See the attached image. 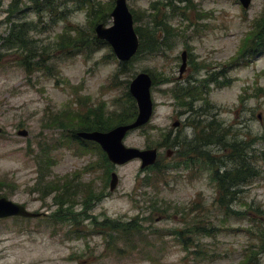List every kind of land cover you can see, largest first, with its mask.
<instances>
[{"label":"rangeland","instance_id":"1","mask_svg":"<svg viewBox=\"0 0 264 264\" xmlns=\"http://www.w3.org/2000/svg\"><path fill=\"white\" fill-rule=\"evenodd\" d=\"M94 2L110 8L104 24L111 26L116 0ZM12 4L0 0V198L50 216L60 213L62 199L66 213L61 220L1 219L0 264H246L250 257L249 264H264V45L243 46L255 24H264V0H252L248 9L238 0H128L135 27L154 31L162 47L152 52L147 42L128 63L109 44L96 47L88 5L56 0L57 11L48 6L40 13L30 0L16 9ZM65 35L76 40L64 52L58 44ZM17 38L28 40L25 48L13 44ZM29 48L33 63L47 59L32 74L23 66ZM184 51L188 69L180 80ZM142 72L160 82L152 90L155 114L125 145L157 148L160 167L109 161L107 175L93 142L73 136L83 131V121L128 107L130 84ZM189 85L204 91L194 111L172 95L176 86ZM213 119L223 140L202 150L220 160L232 147L244 148L258 173L239 186L231 204L241 215L227 217L211 171L202 164L187 168L181 157L202 144L196 143ZM66 179L74 181L71 192H41ZM91 192L96 198L84 205ZM117 223H136L142 231L121 234L114 231Z\"/></svg>","mask_w":264,"mask_h":264},{"label":"trees","instance_id":"2","mask_svg":"<svg viewBox=\"0 0 264 264\" xmlns=\"http://www.w3.org/2000/svg\"><path fill=\"white\" fill-rule=\"evenodd\" d=\"M13 1L14 4H12V8L16 9L19 8L23 0H13ZM30 1L34 2V4L36 5V9L40 13L45 9V7L48 6L51 7L50 10L52 12L57 11L56 9L53 8V4L54 2H56V0H30ZM73 1H77L78 4L83 7L88 5L89 15L90 17H93L94 25L95 24L97 25L98 23H105L109 19L108 13L110 12V8L107 11H105L104 8L101 6V4L97 7L94 0H73ZM169 5H170V1H169ZM171 5L173 6V4ZM63 15L59 17H63ZM134 20L135 22L137 21L136 16H134ZM158 25L166 27L167 24L158 23ZM255 25L257 26L255 27L254 31L251 32L250 34L251 36L243 44L244 51L252 49L256 43H258L257 46L264 45V24L258 22ZM166 28H168L171 31L169 27ZM145 29H147V31ZM136 32L139 35L141 42L138 53H141L143 50H145L147 42L150 43L151 46L150 50L152 52L159 51L162 48L160 42L161 40L157 38V34H155L154 31L148 29L147 27H142V28L138 27L136 28ZM75 40L76 39L73 38L72 36L70 37H67L66 35L62 36L60 38L58 46L64 52L70 51V49L73 46H75ZM19 41L21 42V44H24L22 48H25L28 40L27 39L22 40L20 38H17V41L13 44L14 45L18 44ZM94 41L96 42V47L99 45L101 46L107 44L104 41L98 40L97 37L94 39ZM33 51L34 50L29 48L28 56L23 62V66L25 67L26 71L29 74H32L34 72L35 67L39 69H42L43 67L45 68V64L43 63L47 61V59H43L42 56L44 55H42L38 62L33 63L34 61L33 58H35ZM47 51H49V48H46V52ZM212 81L213 80L210 79L209 81H206L204 84H208ZM159 84L160 82H158L157 79L154 78L153 87L158 86ZM196 88L197 87L190 85L187 88H179L178 86H176L172 90L173 98L180 107L189 109L190 111H194V107L197 100L199 99V97H202V95H204V91L201 90L200 92H198L196 91ZM127 96H128L129 106L125 107V109H123L122 112L113 114L107 118H105L102 114V116L101 115L97 116L98 118L95 119V121H90L89 119L87 121H83L82 130L84 131L98 130L102 132H107L117 126L130 124L134 122L138 115V107L132 95L128 93ZM215 125H216L215 120L214 119L211 120L207 124V128L209 130L208 134L204 132L206 138L205 137L204 138L202 137L201 139L199 138L196 143L198 144L202 142V144L199 146L197 145L192 146L191 148H189V150L187 149L186 146L187 150L184 151L181 157L183 158V162L186 164L187 168H189L190 166L192 167L195 165L202 164L204 166L202 168L211 171L210 172L211 180L218 184L220 190L221 197L219 199V204L221 205V207H223L227 217L232 214L241 215L240 213H235L232 211L231 204L234 201H236L237 195L240 193V190H238L239 186L250 183L253 179L257 177L258 173L257 171H255V168L251 166L250 160L252 159V156H250V154L246 150H244V148H240L239 146H234L232 147V152L226 155L225 157H221L220 160L213 159V156H211V154L208 153V151L202 150V148L207 147L213 143L219 144V142L223 140L224 136H221L217 133L218 129L214 127ZM73 138L76 140L77 139L80 140L76 134L73 136ZM93 144L103 154L102 158L104 160L105 166L107 167V175H108L109 174L108 157L98 144L96 143ZM261 157L264 159V153L263 156ZM159 161L160 160H158L155 166L149 167L148 169L149 170L158 169L160 167ZM229 162L235 164L234 169L228 168ZM179 165L180 164H177L176 167H179ZM149 182H150V178H148V180L146 181V183H148L147 185H149ZM71 186H74V181L66 179L64 180V182L62 181L51 182L48 187H55L56 192L58 193L61 192L62 190L64 193H69L71 192L70 190ZM62 187H64V189ZM45 191L47 192V190ZM41 192L45 193L43 190H41ZM95 198L96 196L94 195L93 192H91L88 195V198L85 200L84 205H87L88 202H92ZM58 201L62 202V204H65L64 203L65 200L59 199ZM73 205L75 204L73 203ZM192 229L193 231L200 230L198 226H195ZM114 231L120 232L121 234L129 235V233L132 231H136V233H140L142 229L136 223H131V224L117 223L114 227ZM177 235H182V233L177 232ZM188 242L189 240L186 241L185 243L187 244ZM251 262H252V258L250 257L247 260L246 264H249Z\"/></svg>","mask_w":264,"mask_h":264},{"label":"water","instance_id":"3","mask_svg":"<svg viewBox=\"0 0 264 264\" xmlns=\"http://www.w3.org/2000/svg\"><path fill=\"white\" fill-rule=\"evenodd\" d=\"M238 1L245 9L250 8L252 4V0ZM111 17L113 20L111 26H106L104 23H99L96 26L97 39L107 42L120 62L128 63L137 55L140 48V38L135 30L134 16L128 6V0H117ZM182 61L180 78H183L187 71L188 53L186 51L182 54ZM152 87L153 78L147 72L138 74L130 84V93L138 107V115L134 122L117 126L107 132L80 131L77 136L82 140L98 144L115 166L125 165L133 160H140L142 169L155 166L159 159L157 148L142 150L125 145V140L131 132L148 125L154 117L155 102ZM178 125L179 122L174 124V126ZM2 132L3 129L0 127V134ZM28 134L26 130L19 132V135L23 137ZM172 153L169 150L168 156H171ZM111 178V190L115 191L119 183L118 174L113 172ZM16 216L34 218L39 217L40 214L31 212L25 206L7 198H0V219Z\"/></svg>","mask_w":264,"mask_h":264},{"label":"flooded vegetation","instance_id":"4","mask_svg":"<svg viewBox=\"0 0 264 264\" xmlns=\"http://www.w3.org/2000/svg\"><path fill=\"white\" fill-rule=\"evenodd\" d=\"M16 27H18V26H16ZM20 27V26H19ZM22 27H24V25H22ZM188 56H189V54H188ZM185 76V75H184ZM184 76H183V78H180L179 77V79L180 80H183L184 79ZM176 123H178V122H176ZM46 190H47V192L46 191H44L45 193H53V192H56V188L55 187H48V188H46ZM65 203V202H64ZM63 205H65L66 206V204H62V202H59L58 204H57V207H59L58 209H60L59 210V214H57V215H55V216H50V214L49 213H47V212H34V213H37V214H40V216L39 217H34V218H25V217H20V216H16V217H10V218H22V219H40V220H42V219H53V220H55V219H57V220H61L62 219V213H63V211L65 210L63 207ZM64 209V210H63ZM66 213V211H64V214ZM7 219V218H6Z\"/></svg>","mask_w":264,"mask_h":264}]
</instances>
